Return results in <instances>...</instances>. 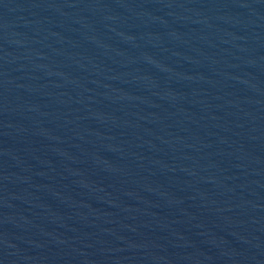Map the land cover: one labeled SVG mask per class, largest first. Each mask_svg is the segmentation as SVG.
Returning a JSON list of instances; mask_svg holds the SVG:
<instances>
[{
    "label": "water",
    "instance_id": "95a60500",
    "mask_svg": "<svg viewBox=\"0 0 264 264\" xmlns=\"http://www.w3.org/2000/svg\"><path fill=\"white\" fill-rule=\"evenodd\" d=\"M0 264H264V0H0Z\"/></svg>",
    "mask_w": 264,
    "mask_h": 264
}]
</instances>
